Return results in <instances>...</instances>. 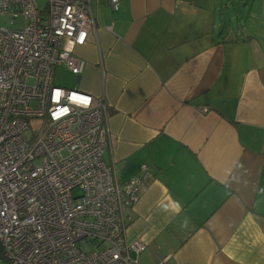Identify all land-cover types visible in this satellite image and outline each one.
<instances>
[{"label":"crops","instance_id":"obj_1","mask_svg":"<svg viewBox=\"0 0 264 264\" xmlns=\"http://www.w3.org/2000/svg\"><path fill=\"white\" fill-rule=\"evenodd\" d=\"M91 8L73 88L106 98L116 175L148 166L123 210L132 264H264V0Z\"/></svg>","mask_w":264,"mask_h":264},{"label":"built area","instance_id":"obj_2","mask_svg":"<svg viewBox=\"0 0 264 264\" xmlns=\"http://www.w3.org/2000/svg\"><path fill=\"white\" fill-rule=\"evenodd\" d=\"M93 1L0 0V18H22L19 28L0 24L2 264H132L144 249L126 241L123 210L148 166L121 180L103 156L105 96L53 81L56 66L84 70L74 49L94 29Z\"/></svg>","mask_w":264,"mask_h":264},{"label":"rangeland","instance_id":"obj_3","mask_svg":"<svg viewBox=\"0 0 264 264\" xmlns=\"http://www.w3.org/2000/svg\"><path fill=\"white\" fill-rule=\"evenodd\" d=\"M39 6L42 5L41 1H38ZM0 24L5 27H12V28H19L22 25V18L19 16L10 22V18L7 16H3L0 18ZM74 75L71 74L69 71H67L63 66H56L54 75H53V81L57 85H61L68 88H73L75 86V79ZM78 189H74V193ZM0 264L1 261H0Z\"/></svg>","mask_w":264,"mask_h":264},{"label":"clouds","instance_id":"obj_4","mask_svg":"<svg viewBox=\"0 0 264 264\" xmlns=\"http://www.w3.org/2000/svg\"><path fill=\"white\" fill-rule=\"evenodd\" d=\"M90 99H91V98H87V99L85 100V102H84V103H85V106H87L88 103H90Z\"/></svg>","mask_w":264,"mask_h":264}]
</instances>
